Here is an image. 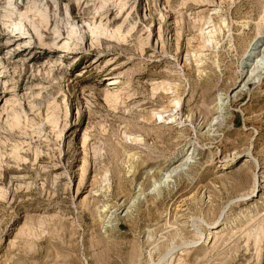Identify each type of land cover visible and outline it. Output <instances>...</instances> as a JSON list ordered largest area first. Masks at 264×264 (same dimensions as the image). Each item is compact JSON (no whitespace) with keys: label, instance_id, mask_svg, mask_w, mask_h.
I'll list each match as a JSON object with an SVG mask.
<instances>
[{"label":"rangeland","instance_id":"rangeland-1","mask_svg":"<svg viewBox=\"0 0 264 264\" xmlns=\"http://www.w3.org/2000/svg\"><path fill=\"white\" fill-rule=\"evenodd\" d=\"M256 39L264 0H0V264H264Z\"/></svg>","mask_w":264,"mask_h":264},{"label":"bare ground","instance_id":"bare-ground-1","mask_svg":"<svg viewBox=\"0 0 264 264\" xmlns=\"http://www.w3.org/2000/svg\"><path fill=\"white\" fill-rule=\"evenodd\" d=\"M223 23H224V21H223ZM206 29H208V30H206ZM206 29H205L206 31L203 30V29H201V35H202L203 41L205 43V46L206 47L207 46L208 47H213V46L216 47V44H215V42H217L216 41V38H217V36H216L217 34L216 33L217 32H220L221 31V28L220 27H216L214 24H210V25L206 26ZM215 36H216V38H215ZM108 38H111V36L108 37ZM257 40L258 39H256L254 41V43H253V46L255 45V48L254 47L253 48H250V50L251 49H256V50H251V51L249 50L248 51V55H247L248 58H247L246 62H244V65L241 67L242 68L241 72H243L244 73V77H246V79L243 81L242 89H244V87H246L247 85H249L251 81H259V79L261 78V76L264 74V48L262 50H261V48L258 50V47H256L257 46L256 43H258ZM106 41H112V40L106 39ZM94 51H96V50L95 49L92 50L91 53L94 52ZM197 61H198V59H197ZM244 68H246V69L244 70ZM164 84L165 83H162V82H159V83L158 82H155V83H153L152 90H154L155 92H157L158 90L162 89V90H164L162 93H164V94L170 93V95H171L172 98L170 99L169 102H170L171 108L173 110L172 109L167 110L166 108H161V110L159 109V111H157V110L156 111H153L152 110L151 119L154 117L155 119H158V120H164V121H170L171 122V121H175L176 111H177L178 106L180 105L181 99H180V97L178 95V92L175 89H173V87L170 85V83L167 86H165ZM220 112L221 111H219V113ZM130 137L126 136L127 139H131L132 141H135V142H141V140H142L141 138H137V137L130 138ZM178 171H179L178 169H175V170H172L169 173H167L163 177V178H165L164 182L165 181H168L172 177V174L178 173ZM154 185H156V181H155V183H153V187H154ZM137 197L138 196H136L135 198H137ZM134 201L132 203H134ZM215 224H216V222L211 226V228L214 227Z\"/></svg>","mask_w":264,"mask_h":264}]
</instances>
